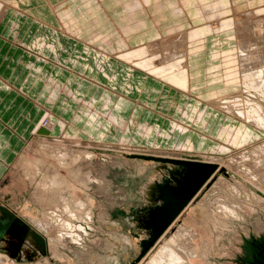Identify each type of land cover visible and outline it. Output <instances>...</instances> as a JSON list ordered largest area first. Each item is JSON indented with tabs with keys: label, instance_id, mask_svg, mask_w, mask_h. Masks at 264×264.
Listing matches in <instances>:
<instances>
[{
	"label": "rangeland",
	"instance_id": "obj_1",
	"mask_svg": "<svg viewBox=\"0 0 264 264\" xmlns=\"http://www.w3.org/2000/svg\"><path fill=\"white\" fill-rule=\"evenodd\" d=\"M53 1L58 2L62 0ZM176 1L177 2L175 3H179L178 0ZM50 2H52V0H50ZM138 2L139 0L135 1V3ZM204 3L209 4L207 2ZM238 3L239 0L235 2L236 10L227 11L226 14L229 18L226 20H234L238 16L243 17L244 14V17H247V15L251 16V12L253 13L251 19H254L253 16L258 17L259 14L262 18H264V0H243V2ZM41 4L42 5H36V7L42 9L43 11L44 9L47 10L46 7L48 6L45 3ZM232 4L231 9L235 8L234 4ZM56 7L57 6H52L51 10H53V8L56 9ZM21 8H23V6L19 4V6L16 7V10L22 11ZM257 12L260 13L257 14ZM244 20L246 21V19ZM209 22L210 21L207 23ZM75 23L76 22H72L71 25H74ZM218 23V21L212 20L209 24L216 29L218 28ZM247 24L250 26L249 29L251 33H245L246 36H248V34L250 35L246 38L249 40L252 39V44H256L261 47V49L255 51L249 50L248 57L251 56L252 60L256 64V68L264 70V63L261 64L264 60V31L261 33L263 35L260 36L259 33H257V30L253 29V26L251 27L250 22ZM71 25L65 24V28H63V30L61 28V35H63V37L64 35L68 36V38H64L66 42L72 41L76 45H80L77 37L73 35L69 36L71 33L68 31V28ZM231 28L232 30L229 32L230 37L231 35L235 36V30L233 29L234 26ZM119 31L121 33L122 28L119 27ZM66 45L60 41L55 48L60 49L61 51L64 50L66 55L71 56L74 48L70 47L67 49ZM231 46L233 50L235 43L231 44ZM133 49L129 50L132 52ZM61 51L59 52V56ZM220 53L221 51L219 50L215 56V61H219ZM141 55H143V53ZM66 58L68 60L69 57ZM66 58H62L64 61L61 62L67 63ZM117 59L124 62L127 66L128 78L126 75L125 79L122 80V84L118 88L110 87L111 82L114 81V77H111L109 84L107 83L108 93L118 95H115V99L121 96V94L128 89V87L124 84L129 82V79H131V73L134 72L133 74H135L140 70H138L136 66H133L134 63H126L121 60L120 57H117ZM238 63L240 62L238 61ZM205 65L206 63H204L203 66ZM235 66H237V64L234 66L231 64L225 68L223 67L221 70L227 72L228 75L235 74ZM219 67L220 66H216L213 68L211 66L212 70L210 73L213 75L217 74L219 72ZM74 68H77L76 63H74ZM239 68L240 73L242 74H246L249 71L251 72V69L243 70L241 67ZM145 73L147 74V72ZM180 73L181 72H179V75H183ZM194 74L196 75L193 76L191 82L188 83L187 81L184 84L185 87L187 85V88L192 89V84L197 81L196 76H198V71H195ZM160 78L161 79L158 80L169 86L170 90L175 89V79L173 77L161 76ZM229 81L230 80L227 82ZM227 87L228 90H225V93L220 94V92H217L216 94H220L218 95L220 96L218 100L222 99V104L228 103L231 106L232 110H234V115H236V112L239 110H242V112L247 114L253 105L259 104L262 106V116L264 117V96L255 90L247 91L245 86L240 87L239 85H233L232 88H230V86ZM237 87L242 90L235 92L234 90L237 89ZM194 92L195 91L192 90L189 94L184 95L183 93V96L186 98L177 99L178 102L181 103L182 108L185 110L184 112H188L189 119L184 121L191 126L189 129H191L192 132L198 133L201 136L205 135L211 138H216L219 129L222 127H226L228 125L232 128H236L241 125L240 127H243L241 129V133H245L244 129L246 128H249V130L251 129L248 131L252 133L253 138L255 137L254 140H251L252 142H245L247 145L243 143L245 144V147L241 148V150L238 149V151L236 149L234 150L229 147L227 149L225 147L224 150L226 151L227 149L230 150V152L228 154L224 153V155L223 152H218L213 155L212 153H206L204 150H201L205 145L202 144V139L199 138H195V151H192L191 153L190 151H186L191 145L185 149L181 148L182 146H178L182 140V143L185 142L183 145L187 144L186 139L183 138L185 136L183 133L180 134L181 136L176 135L177 139L174 138V141L173 138H163L165 144H168L161 145L167 148L164 150H157L152 147L150 148L149 146L151 143L146 145L143 143V145L141 143L136 144L133 142L134 145H139L136 152L121 150L118 147L113 149L111 148L112 150L106 152V148L104 147L110 145L100 144L99 146L104 147L101 149L96 148L97 150L93 148L98 156V160L95 162V169H93L95 170L93 171V174L94 178L99 181L97 184L95 183L93 185V190L91 192L92 196L90 197V200L93 202L92 223L84 221L73 222L76 226L81 225L80 228L78 227L75 230V233L80 237L81 244L71 242L65 246L58 244L55 245L54 241H56L57 231L54 228L50 227V234L46 239L44 234H42L34 226L33 222L24 218V211H28L32 217L34 216V219H39L40 217L44 218L47 206H42V211L40 212L41 215L36 214L33 210H30L32 208L29 210L26 209L28 203L32 202L29 183L26 178H19L16 176L18 172L16 169L11 168L12 164H9L8 166L10 167L6 176L0 181V264H149L155 254L182 226L187 227L196 235V239L192 242L195 248L199 251H205L209 255L206 262L199 259L195 261L196 264H206L207 262V264H264V153H261L264 151V127H262V132L255 130L252 128L255 127L253 124L249 123L251 127L247 124L245 125V123H242L244 122L243 120L238 118L237 115H233V112L229 113L222 110L223 108L221 107H223V105L219 106L220 108L216 106L217 109H215V107L208 105V99L204 100L207 96H203V98L200 99L201 97L194 95ZM170 95L171 93L169 94V97H167L168 99L170 98ZM189 95H194V97H187ZM130 96L132 97V95ZM238 97L240 99H238ZM218 100L217 102H219ZM119 102L120 101L116 100L114 108L111 107V110L108 107L112 102L106 109L103 106L100 110H97L96 108H94V110L96 109L97 112L103 113L108 109V111L112 113L115 109H119ZM236 104H241L239 109ZM84 105L86 106V104ZM129 108L130 109L127 108V111H123V113H119L120 115H118L124 120H127L131 110V107ZM51 114H49L48 118L45 119L43 124L45 129L49 124L52 126L56 121L50 119L49 116ZM169 114L170 112L168 115ZM168 115L165 114L167 118L172 119L173 121L177 120L176 122L183 118L181 113L179 116H172L170 114L171 117H169ZM203 116L205 119H203ZM90 118H92V116ZM239 120H241V122ZM57 122H60V124L65 123L69 126V123L64 121L63 123L62 120H57L54 124V126H56L52 127L54 129L53 133L52 131L50 132L46 129V131H49L48 133L49 136H51V139H56L57 137L61 138L65 135V132H69L66 127L64 133L61 135V129L57 126ZM231 127H228V129H231ZM187 128L188 127L185 128V131ZM230 129L227 132V136L231 133ZM166 132L169 133V131ZM84 135L87 134H84L83 131L78 133V136L87 138ZM49 136H42L41 138ZM36 138H40V136H36ZM216 139H218V137ZM176 140L177 142H175ZM218 140L220 141L219 143L228 145V143L226 144V142H228L227 137ZM84 142L88 144L91 140L87 138ZM96 142L100 141L96 140L95 143ZM37 144L38 143H35L34 145L37 146ZM154 145L157 146L156 144ZM174 146L175 148L177 147L180 149H174ZM252 147H255V149L258 148L257 153L260 154V157H256L254 152L252 153V150H250ZM213 149L216 150L217 148ZM23 151H26V148H24ZM27 153L25 152V158L27 159H36L38 157V155L33 151H29ZM21 154L18 158L21 157ZM261 155L263 157H261ZM210 156L218 159L213 161V163L215 162L217 164V167L213 164L214 166L209 169L210 175H208L209 177H205L204 184L207 180L209 181L203 186L200 192L195 196L184 211V207L198 192L201 184L197 187L195 192L191 194V196H189L182 204L179 205L178 208H176V210H174V212L167 219V222H165L161 234L162 232L164 233V230L171 224V222H173V220L176 219L182 211L183 212L161 238V234H156L152 239L148 238L151 235L149 229H152L150 227H148L149 229H146L147 227L144 229L141 228L143 222L142 219L144 220L145 217L144 213L148 211L154 212L159 209L164 202V200L162 201L161 199V193L160 195H156L157 197L160 196V198L152 196V193L155 194L156 191V189L153 190L155 188L154 185H166L168 182L170 184L169 186H176L177 184L175 185L173 178L178 181L188 178V167L185 165V167H183L179 164H175L179 166L171 164L164 165L157 161H147L138 157L201 164L207 162L206 158H209ZM21 160L23 161L24 159L21 158ZM209 160L210 159H208V162L211 163ZM258 160H262L261 163ZM51 161L55 163L53 160ZM225 163L229 165H227V170L224 169L223 166L220 168V165H224ZM13 164L15 165L16 163L14 162ZM204 166L205 165H202L201 168H204ZM190 167H193V164L190 165ZM215 168H217V170L213 174ZM77 193L78 195L74 192L79 200H84L86 198L82 190H77ZM224 206L226 208H224ZM31 207H33V205H31ZM228 207L231 210L228 209L226 212ZM133 219L136 222L134 225L130 222L133 221ZM144 221L147 223V220ZM156 240L158 241L153 246ZM145 241H149L148 244L144 245ZM54 245L56 246V253L52 250ZM151 245L153 246L152 248Z\"/></svg>",
	"mask_w": 264,
	"mask_h": 264
},
{
	"label": "crops",
	"instance_id": "obj_2",
	"mask_svg": "<svg viewBox=\"0 0 264 264\" xmlns=\"http://www.w3.org/2000/svg\"><path fill=\"white\" fill-rule=\"evenodd\" d=\"M2 1L17 2L23 8H21L22 11L11 9L7 16L3 13V18L0 19V181L6 176L10 167L8 165L17 160L28 143L36 136H44L47 131L43 124L51 113L49 116L51 120H62L69 123L70 133L83 131L84 134L93 136L97 141L107 137L111 129L110 122L99 123L100 128L96 130L95 126H98V123L92 122L99 118L101 122V117L97 115V111L92 113L88 111L86 109L88 107L84 104L94 105L93 107L97 110L102 109L108 95L107 75L114 77L110 85L113 88L120 87L126 75L128 78L127 66L114 57L120 50L138 48L140 44L146 45L157 38V35L170 32L177 25L185 29L194 25L203 31L205 27L203 19L197 16L195 9L198 0H189L186 4V11L181 15H175L172 11L171 6L177 2L176 0H149L148 7L140 8L134 17L129 16L131 14L128 7L136 0H62L58 2L53 0L52 2L50 0H0V9L3 7ZM199 1L210 3L213 0ZM217 1L223 2L224 11L227 13L231 11V3L236 8L235 2L238 0ZM240 2L243 0H239ZM41 3L48 6L47 10L43 11L36 7V5H42ZM52 6H57L55 12H52ZM226 18H229L227 14L222 20ZM61 22L69 25L76 22L68 28V31L77 36L80 45L64 40L59 27ZM119 27H130L133 30L127 32V37H124ZM219 27L212 32H218ZM230 30L226 29L220 33V35L223 34L221 39L225 47H217L213 44L215 35L218 34L204 31L207 41L204 42L205 47L200 49L203 53L199 52L202 59L197 57V60H200L198 63L196 59L194 60V65H200L202 71L198 72L197 81L194 80L192 84L194 95H198L200 99L203 96H207L204 100L211 99L216 96L217 92L220 94L226 92L227 88L223 87L224 82L219 78L222 65L220 61L214 60V53L220 48L223 51L232 50L231 44L235 43V36L230 37ZM60 41L67 44V49L74 48L71 56L66 55L64 50H59L61 51L60 56L59 53L56 55L53 52ZM47 44L49 46H46ZM107 56L111 59L106 60ZM66 57H69L68 60ZM62 58H66L67 63L61 62L64 61ZM74 63L77 68H74ZM204 63H206L205 66H203ZM211 66L213 68L220 66L219 72L215 75L210 73ZM134 76L133 79H129L134 86L133 89L137 87L141 78L143 87L137 96V100L141 102L135 114L137 125L131 135V141L136 144L155 143L157 150L167 149L161 146L165 144V141L157 136V132H171V127L176 124L179 128L183 127L165 116L168 113L164 109L167 97L170 93L173 96L178 93L142 70L137 71ZM64 88L69 89L72 95L64 94ZM194 95L188 97H194ZM111 107L110 105L108 108L111 110ZM170 114L173 115L172 110ZM144 124L156 127L151 137L147 138L144 135L142 127ZM189 133L196 138L201 137L198 133L191 131ZM84 136L90 138L87 135ZM216 140L207 139L202 150L221 146L219 140ZM174 149L179 150L180 148L174 146ZM163 161L169 162L167 159ZM169 185L168 183L158 187L163 190ZM151 214L150 211L145 212L144 220L148 221ZM130 222L132 225L136 223L134 219ZM149 231L151 235L148 238L152 239L154 231Z\"/></svg>",
	"mask_w": 264,
	"mask_h": 264
},
{
	"label": "bare ground",
	"instance_id": "obj_3",
	"mask_svg": "<svg viewBox=\"0 0 264 264\" xmlns=\"http://www.w3.org/2000/svg\"><path fill=\"white\" fill-rule=\"evenodd\" d=\"M178 1L179 3H175L173 4V6H171L172 11L174 12L175 15L176 14L181 15L182 13H184L186 11L185 9L186 4L187 2H189V0H178ZM2 2H3V5H2L3 7L2 9H0V19L3 18L2 17L3 13H4V16L5 15L7 16V14L11 11V9L16 10V7L19 6L17 2H7V1H2ZM148 2L149 0H139L138 3H135V1L132 2L128 7L130 10V14H131L129 16L134 17L136 11L138 12L140 8L145 9L146 8L145 6L148 7V4H147ZM195 8H196L197 16L198 17L200 16L199 18L203 19L204 26H205L204 31L218 34V35H215V39L213 43L217 47H222V45L224 44V42L221 39L222 38L221 36H223V34L220 35V33H222L223 31H226V29L230 30L231 27L234 26L233 29L235 30V47L233 48V50H229V51H223L222 48H220L221 53L220 55L218 54L220 63L224 65L222 66V68L223 67L225 68L226 66L231 65V64L233 66L237 64V66H235L236 68L235 74L228 75L227 72L220 70L221 75L219 78L224 82L223 83L224 87L227 88L225 90H228L227 86H230V88H232L233 85H236V86L239 85L240 87L245 86V89L247 91L255 90L256 92L264 96V72H263L264 70L263 69L259 70L258 68H256L255 67L256 64L252 60L251 56L248 57L249 50L255 51V50L261 49V47H259L256 44H252L251 42L252 39L251 40L247 39L250 36L249 34L251 33L249 29L250 26L247 24L249 22L251 23V27L253 26V29H256L257 33H259L260 36L263 35L261 33H263L264 31V18H262V16L259 14L260 12H257V14H259L258 17L253 16L254 19H251L252 18L251 16L253 15V13L251 12V16L247 15V17L246 16L244 17L245 15L244 14L243 17L238 16L234 20L227 21V20H222L225 17L226 12L224 11L225 6L223 2L221 1L213 0L211 3L205 4L204 2L198 0L195 5ZM55 10L56 9L53 8L52 12L53 11L55 12ZM231 10H236V8H232ZM244 19H246V21ZM212 20L219 22L217 24L218 27L221 23V26L219 27L220 29L218 32L217 31L212 32L213 30H215L214 27L209 24ZM208 21L210 22L207 23ZM64 25H65L64 22L59 23L60 29L62 28L63 30V28H65ZM120 28H122V31H121L122 35L124 37H127V32H130L131 28L130 27H126V28L120 27ZM204 31L202 29H197V27H194V25L190 26L187 29L183 28L181 25H177V26H174L172 31L167 32L165 34L162 33V34L157 35L156 36L157 38H154L152 42L146 45L140 44L139 46L137 44L139 47L137 46L138 48L133 49L132 52L131 50H127V51L120 50L118 54L114 55V57L116 58L120 57V59L125 61L126 63H129V62L134 63L133 66L134 67L136 66L138 70L139 69L143 70L147 72L148 75H151L156 79H161L160 78L161 76L162 77L171 76L175 79L174 81L175 89L174 90L176 93H178V96L177 95L172 96L171 94L170 98L165 103V109L168 113L172 110L173 111L172 116H179V114L181 113L183 118H181V120L178 121L177 123L180 122L179 124L181 125L185 124V125H183V127L181 128H179L177 124L173 125L171 127V132L168 133L166 131H163V132L158 131L157 136L162 139L165 137H167L168 139L169 138L177 139V136H181L180 135L181 133L185 134L183 138L186 139L187 144L183 145L185 142L182 143L183 142L182 140V142H180L178 146L180 147L182 146L181 148L185 149L189 145H191L186 150V151H190V153L196 149V144H195L196 137H194L193 135H190L189 132L191 131V129H189V127L191 128V126H189L187 122L184 121V120L189 119L188 112H184L185 110L182 108L181 103H179L177 99L186 98L183 96V93L185 95V94H189L192 92V89L187 88V85L185 87L184 84L187 81L188 83L191 82V80L193 79V76L196 75L194 74L195 71H198V72L201 71V66L199 65L200 66L199 67L198 65H194V60L196 59L197 63L200 61V60H197V57L199 59L201 58L199 56V52H201L200 49L202 47H205L204 42H206L207 40H206ZM247 32L248 33L250 32L248 36H246L245 34ZM71 35L72 34H70L69 36ZM64 38L66 39L68 38V36L64 35ZM203 43L204 45L201 46ZM197 45H200V47H197ZM46 46H49V45L47 44ZM59 50L60 49L54 48L53 52L56 55H58V53L60 52ZM217 52L214 53V56H216ZM142 53L143 55H141ZM108 58L110 60V57L108 56L106 57V60ZM238 61L240 63H238ZM263 63H264V60L263 62H261V64ZM239 67H241L243 70L251 69V72L249 71L246 74H242L240 73ZM179 72H181L183 75H179ZM133 73H131L130 75L131 79L135 77ZM186 75H187V78H186ZM107 78L111 80V77H109L108 75H107ZM228 80L230 81L227 82ZM139 82L135 89H133L134 86H132V82L125 83L124 85H126L128 89L124 93H122L121 96H119L117 99H115L116 94L107 93L108 95L106 96V99H105L106 102L103 105L104 108H107L111 102H112L111 106L112 108H114L115 101L117 100L120 102L118 105L119 109H115L114 111L115 113L114 112L110 113V111H104L103 113L97 112V115L101 117V122H99L100 118L92 122L94 124L98 123V126H95L96 130L100 128L99 123L102 124L105 121L110 122L111 129L107 133V137H105L103 141L95 143L96 140H94L93 137L88 136L87 134V136L90 137L89 140H91V142L87 144L84 142L85 138L78 136V133H79L78 131L75 133H70V132L64 133L65 128L67 127L68 129L69 126L66 125L63 121L62 122L64 124H60V122H57L58 123L57 126L61 129L60 134L62 135L64 133L65 135L61 138L57 137L56 139H51V136H49V133L47 132L49 131L50 132L52 131V133L54 132V129L52 127H55L54 126V124L56 123L55 121V123L52 122L53 123L52 126H50V124L47 126L46 129L49 131L44 133V136H49V137L41 138L42 136H40V138H35L34 141L28 144V146L26 147V151H23V153L21 154V157L17 159V162L15 161L16 164L15 165L12 164L11 168L16 169V171L18 172L16 176H18L19 178H22V177L26 178L30 186L32 202L28 203L26 209L29 210L30 208H32L30 210H33L36 214L41 215L40 212L42 211L41 210L42 206L43 205L47 206V211H46V215L44 218L40 217L39 219H34L33 218L34 216L32 217L28 211L27 212L24 211V218H26L27 220H30V222H33L34 226L42 234H44L46 239H47V236L50 234L49 233L50 227L54 228L57 231L56 241H54L55 245L58 244V245L65 246L66 244L71 243V242L80 243L81 242L80 237L75 233V230L78 227L80 228L81 225L76 226L73 224V222L84 221L87 223H92L93 202L90 200V197L92 196L91 192L93 190V185L95 183L97 184L99 181L94 178V174H93L94 173L93 171H95L93 170L95 169V162H97L96 160H98L97 153L93 150V148L101 149L104 146H99V145L103 144V145H110V146L104 147L106 148L105 149L106 152H109L113 148H117V147L125 151H130V152L137 151L136 149L139 147V145L133 144V141H131V135L137 125L135 114H136L137 109L140 108L139 104L141 101L140 102L137 101V96L142 91V87H143L142 78ZM239 90H242V89H238L237 87V89H235L234 91L237 92ZM64 92H65L64 94H66L67 96L72 95L71 94L72 92L69 89L65 90L64 88ZM133 93L136 95V98L133 95ZM130 95H132L133 98ZM218 95L216 94L215 97L208 99L209 101L208 105L215 107V109H217L216 106L219 107L223 105V107H221L223 108L222 110L229 112V113L233 112V115H234V110H232L231 106L228 103L222 104L221 102L223 100L222 99L218 100L220 98V96ZM238 99L240 98L238 97ZM217 100L219 102H217ZM93 106H91V104L90 105L86 104V107H88L86 109L90 111L91 113L96 112ZM236 106L239 109L241 104H236ZM126 107L128 109H130L129 107H131V110H130V115H128L127 120H124L121 116H119L120 115L119 113H123V111H127L128 109ZM146 113L148 114V112ZM236 115L238 116V118L244 121L242 123H245V125L246 124L249 125V123H251L255 126L252 128L262 132L263 130L262 127H264V117L262 116V106H260L259 104L253 105L250 111L247 112V114H245V112H242V110L241 111L239 110L238 112H236ZM168 116L171 117L170 114ZM90 119L92 120L93 117ZM203 119H205L204 116H203ZM241 120L239 121L241 122ZM240 126L236 128H232L231 126L227 125L226 127L224 126L221 129H219V132L217 133L218 139H224V137L225 138L227 137L228 142H226V144L228 143V145L220 143L221 146L217 147L216 150L212 148L210 150H206L205 152L212 153L213 155H215L218 152H223V155H224V153L228 154L230 152V150H227L228 147L234 150L236 149L238 151V149L241 150V148L245 147V144L247 145V143L245 142H252L255 137L253 138L252 133L249 132L251 129L249 130V128H246L244 129L245 133H241V129L243 127H240ZM142 127L144 131V135L147 138L148 136L151 137L153 135V131L156 128V127L150 126L149 124L143 125ZM186 127L188 128L185 131ZM228 127H231V129L229 128L231 133L227 136V132L229 130ZM158 129L159 128L157 127V130ZM216 138H213V137L211 138L209 136L204 135V136H201L199 139H202V144L205 145L207 139L216 140ZM175 142H177V140ZM35 143H38L37 146L34 145ZM144 144L146 145L147 143H144ZM154 144L155 143H151L149 147L155 148ZM225 147L227 148L226 151L224 150ZM257 149H255V147L250 148V150H252V153L254 152V155L256 157L260 155L259 153H257ZM260 150H263V149H260ZM29 151H33L35 154L38 155V157L36 159L25 158V152L27 153ZM261 153L263 154L264 151H262ZM210 157L206 158L207 162L203 164H212V165L214 164L216 166L217 164L215 162L213 163V161L218 158H214V157L210 158ZM261 157L263 156L261 155ZM21 158H23L24 160L22 161ZM138 158L147 160V161H157L164 165H167V164L174 165L173 163H170V162H175L176 164L181 163L180 161H175V160L174 161L169 160V162H166V161H163V159H155V158H148V157H138ZM208 159H210L209 161H211V163L208 162ZM51 160H53L56 164L53 163ZM179 165H174V166H179ZM227 165H228L227 163H225L224 165H220L221 166L220 168H222L223 166V168L227 170L229 166ZM181 166L185 167L183 164ZM187 169H188L187 170L188 178L178 182L177 185L174 187L169 186V187L164 188L163 190L160 189L161 199L162 201L164 200V202L161 208L152 212V216L150 217L148 221V225L152 229V231L159 230V228L166 221V219L168 218V215L173 211L175 206L179 205L183 201V198L187 196L190 193V191L199 184L201 179L204 177V174L206 173V170L204 168H201L200 165L198 167L188 166ZM250 169H251V166H250ZM214 170L215 171L213 172V174L216 172L217 168H215ZM208 181L209 180H207L205 184ZM205 184L203 183L201 185L198 192L193 196V198L184 207L183 211L190 204V202L195 198V196L200 192V190L203 188ZM77 190H82L84 192L86 196L84 200H79L77 198V195H78ZM74 192H76L77 195L74 194ZM162 192L164 194H162ZM31 205H33V207H31ZM224 208L226 207L224 206ZM228 209L229 207L227 208L226 212L228 211ZM179 215L176 217V219L179 217ZM176 219H174L173 222H171V224L164 230V233L170 228V226L175 222ZM164 233L162 232L160 238L164 235ZM194 239H196V235L194 234V232L188 229L187 227L182 226L167 241V243L155 254V256L151 259L149 264H196L195 261L199 259L201 261L206 262L209 256L208 253L205 251L197 250L192 243L194 242L193 241ZM158 240L154 242L153 246L155 245V243H157ZM148 242L149 241H145L144 245L148 244ZM55 245L52 250L56 253ZM153 246L151 245V248Z\"/></svg>",
	"mask_w": 264,
	"mask_h": 264
},
{
	"label": "water",
	"instance_id": "obj_4",
	"mask_svg": "<svg viewBox=\"0 0 264 264\" xmlns=\"http://www.w3.org/2000/svg\"><path fill=\"white\" fill-rule=\"evenodd\" d=\"M181 163H178V164H180V165H185V166H189L190 167V165H192L193 164V167H196V166H202V165H205L204 166V169L206 170V173L204 174V177L201 179V181L199 182V184L194 188V189H192L191 191H190V193L187 195V196H185L184 198H183V201L180 203V204H182L189 196H191V194L192 193H194L195 192V190L197 189V187L201 184H203L204 183V179H205V177L206 176H208V175H210L209 174V169L211 168V167H213L214 165H211V164H203V163H201V164H199V163H190V162H182V161H180ZM174 164H176L175 162H173ZM209 177V176H208ZM164 192V191H163ZM162 192V193H163ZM164 194V193H163ZM179 204V205H180ZM179 205H176L175 206V208L173 209V211L168 215V218L170 217V215L174 212V210H176V208H178L179 207ZM161 208V207H160ZM156 211V210H155ZM152 216V215H151ZM167 218V219H168ZM167 219H166V221L165 222H167ZM165 222L163 223V225H161V227L159 228V230H154V235H153V237L156 235V234H161V231H163V226H164V224H165ZM160 231V232H159Z\"/></svg>",
	"mask_w": 264,
	"mask_h": 264
},
{
	"label": "flooded vegetation",
	"instance_id": "obj_5",
	"mask_svg": "<svg viewBox=\"0 0 264 264\" xmlns=\"http://www.w3.org/2000/svg\"><path fill=\"white\" fill-rule=\"evenodd\" d=\"M176 180H177V179H176ZM183 180H184V179H183ZM173 181L175 182V185H176L178 182H180V181H178V180L175 181V178H173ZM167 184H168V182H167ZM167 184H166V185H167ZM157 186H160V185H154L155 188H154L153 190L156 189V191H155V194L152 193V196H153V197L156 196V195H158V194L160 195V193H161L160 189H159ZM161 186H163V185H161ZM157 189H159V190H157ZM159 191H160V193H159ZM156 197H157V196H156ZM151 215H152V214H151ZM142 221H143V222H142V227H141V228L144 229V228L147 227L146 229H149V228H148V227H149V225H148V221H149V220L147 221V223H145V221H144L143 219H142ZM140 222H141V221H140ZM149 230H150V229H149ZM152 232H153V231H152Z\"/></svg>",
	"mask_w": 264,
	"mask_h": 264
}]
</instances>
